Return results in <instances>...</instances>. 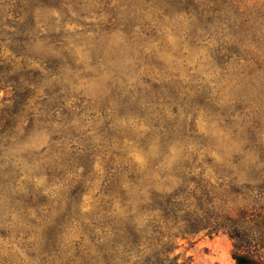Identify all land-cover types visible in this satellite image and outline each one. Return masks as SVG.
Listing matches in <instances>:
<instances>
[{
	"label": "trees",
	"instance_id": "obj_1",
	"mask_svg": "<svg viewBox=\"0 0 264 264\" xmlns=\"http://www.w3.org/2000/svg\"><path fill=\"white\" fill-rule=\"evenodd\" d=\"M52 1L0 0V93H5L0 97V264H191L176 253L181 240L222 233L236 241L238 251L250 245L247 210L224 201L230 190H222L223 182L215 183L205 172H136L131 161L120 166L113 156L106 172H94L91 146L79 134L71 110L57 114L64 96L49 90L58 81L28 69L38 43L64 56L81 43L71 42L65 29V18L79 10L67 0H57L54 8ZM122 1L134 17L140 12L173 21L178 35L193 44L216 41L211 57L218 68L234 57L242 60L246 17L239 1ZM52 10L60 20L45 22L42 15ZM156 22L143 19L141 35L155 33ZM7 50L15 59L5 58ZM112 79L119 98L125 95L121 103L133 107L117 111L116 133L145 146L154 137L162 142L192 137L187 129L192 133L195 126L192 90L172 93L163 86L157 92L149 80L129 85L117 73ZM143 121L145 130L140 129ZM42 132L51 134L50 147L26 149L27 141ZM97 182L94 203L87 206L84 196ZM233 258L237 264H264L261 255L236 251Z\"/></svg>",
	"mask_w": 264,
	"mask_h": 264
},
{
	"label": "rangeland",
	"instance_id": "obj_2",
	"mask_svg": "<svg viewBox=\"0 0 264 264\" xmlns=\"http://www.w3.org/2000/svg\"><path fill=\"white\" fill-rule=\"evenodd\" d=\"M107 1L67 0L79 12L65 18V29L69 40L81 42L80 46L64 56L54 46L38 43L31 51L28 69L58 81L49 90L64 96L57 114L71 110L79 134L91 146L94 172H106L112 156L120 166L131 161L136 172H205L215 183L223 182L222 190H230V195L222 197L224 201L247 210L250 245L238 251L236 241L226 234L199 235L181 240L177 254L191 264H237L236 251L264 257V0H236L246 17V30L241 34L244 54L242 60L234 57L222 68L211 57L216 41L193 44L183 33L178 35L173 21L160 22L140 12L134 17L128 3L113 0L109 6ZM55 4L57 0L51 5L59 7V2ZM114 5L117 8L112 10ZM42 18L45 22L60 20L55 10ZM143 19L157 21L158 30L147 37L141 35ZM4 56L15 59L8 50ZM116 73L129 85L149 80L152 91L161 92L163 86H169L172 93L192 90L197 99L194 131L187 126L192 137L177 136L168 142L154 137L145 146L129 141L125 133H116L112 125L119 124L117 111L133 108L121 103L124 93L119 98L118 89L111 85ZM140 129L145 130L144 121ZM50 145L51 134L42 132L31 137L25 148L40 152ZM117 154L124 157L117 158ZM98 186L95 183L84 196L87 206L94 203Z\"/></svg>",
	"mask_w": 264,
	"mask_h": 264
}]
</instances>
